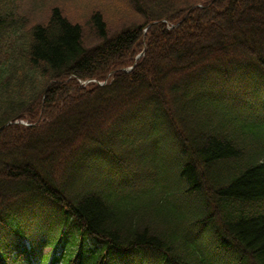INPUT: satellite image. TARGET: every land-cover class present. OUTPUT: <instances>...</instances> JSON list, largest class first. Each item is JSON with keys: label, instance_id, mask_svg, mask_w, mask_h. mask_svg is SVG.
Masks as SVG:
<instances>
[{"label": "trees", "instance_id": "1", "mask_svg": "<svg viewBox=\"0 0 264 264\" xmlns=\"http://www.w3.org/2000/svg\"><path fill=\"white\" fill-rule=\"evenodd\" d=\"M19 1L0 0V264H264V0H130L143 20L95 12L90 48L59 8L24 28Z\"/></svg>", "mask_w": 264, "mask_h": 264}, {"label": "rangeland", "instance_id": "2", "mask_svg": "<svg viewBox=\"0 0 264 264\" xmlns=\"http://www.w3.org/2000/svg\"><path fill=\"white\" fill-rule=\"evenodd\" d=\"M96 4L97 3L90 2L89 0H20L17 4L19 11V13L17 12V15L19 16L20 14L19 20H26V23L24 24V28L28 29L30 25H32L33 23L35 24L46 21L50 17L52 10L55 8H59L70 21L81 24L83 26V30H84L83 40L85 46L89 48L99 43L98 41H96V37H95L96 34L93 33V31L89 26V21L95 12L100 11L103 14L104 18L106 19L107 26L113 34H118L120 32V30L123 28L122 26L123 22L125 21L134 22L138 24V22L140 20H143L144 18L143 15H141L136 11L135 3H132L130 0H116L113 3H105L102 6L99 5L97 6ZM158 41H161V39ZM144 48H145L144 45H142L140 48L141 53L142 51H144ZM110 62L114 63V61H110ZM129 67H127L128 70L130 69ZM109 76L105 80H101L103 85H105L108 81L112 79L113 77L112 74H109ZM95 86H100V85L96 84L94 81L80 80L78 84L72 86V88L73 90L76 91L78 89H81L82 87L86 89V92H91L92 90H94L92 88ZM261 94L264 95V91H261ZM64 104L67 103L63 102L60 104H55L53 106L55 111L53 113L54 114L53 119H57V121L59 120V115H57L56 113H58L61 110ZM237 107L241 109V105H237ZM106 121H107L106 119L102 118V121L100 122L99 126L103 125L106 127ZM19 123H20L19 125L28 126L29 121L24 119ZM82 129L85 130L84 131L85 134L89 135L90 130L89 128H87V126L86 128H82ZM51 132L52 134L54 133L56 134L55 131H51ZM46 135L48 134H42L40 136L43 137ZM11 139L12 138H9L8 140L11 141ZM12 140L14 141L15 139L13 138ZM79 142L83 143L89 141H84L79 139ZM32 144L33 143L31 142V145ZM10 145L15 146V143H12ZM10 149L13 148L10 146ZM4 152L7 151L4 150ZM30 152H34V151H30ZM101 170H102L101 175H99L98 171L93 173V174L97 173L96 175L93 176L96 183H101L102 180L107 181L110 179V184L112 185L120 184L122 183L121 178L123 176L125 177L124 171L122 169L121 170L115 169L114 171H112L110 170V168L104 170L102 168ZM59 176H60V172H59ZM63 177L65 178V175H63ZM93 177H91V180H93ZM161 193H163L162 189L160 188L154 189L153 192L154 195L161 196L162 195ZM174 211H177L176 207H174L171 210L172 214H174ZM144 214H147V212L145 210H142L140 214L136 215V217L143 216ZM159 223L161 227H173V218L167 214H163ZM45 252L47 253L49 252V250L47 249Z\"/></svg>", "mask_w": 264, "mask_h": 264}, {"label": "bare ground", "instance_id": "3", "mask_svg": "<svg viewBox=\"0 0 264 264\" xmlns=\"http://www.w3.org/2000/svg\"><path fill=\"white\" fill-rule=\"evenodd\" d=\"M156 24H157L156 22H150V23H148V26L153 27V26H155Z\"/></svg>", "mask_w": 264, "mask_h": 264}]
</instances>
